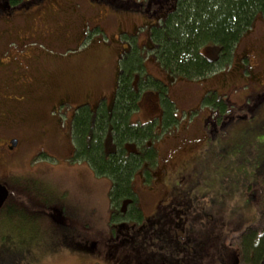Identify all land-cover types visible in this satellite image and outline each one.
<instances>
[{
  "label": "rangeland",
  "instance_id": "obj_1",
  "mask_svg": "<svg viewBox=\"0 0 264 264\" xmlns=\"http://www.w3.org/2000/svg\"><path fill=\"white\" fill-rule=\"evenodd\" d=\"M61 1L65 5L70 0ZM84 1L89 6L97 4L96 0ZM138 1L126 3L134 7ZM35 4L12 9L13 14L30 15L29 24L22 26L23 18L13 16L15 27H22L23 34L26 26L33 32L36 18L50 11L41 4L36 7L40 12L30 14ZM8 17L0 20H12ZM122 17L109 19L106 25L100 23L101 37L97 29L86 28L81 42L73 45L62 40L71 20L62 12L52 15V26L45 20L39 25L44 39L54 37L55 41L41 42L34 35L24 37L13 28H0V89L16 95V87H24L15 84L21 69L32 86L31 93L28 86L26 91H18L25 104L16 109L10 106L7 117L11 123L0 128L1 138L20 141V154L2 166L0 182L8 185L12 176L42 180L47 185L44 192L52 191L54 200L49 213L41 218L15 215L9 220L0 213V264H220L222 257L226 264L232 262L234 252L239 264H253L245 258L239 237L247 226L259 224L254 199L264 201V98L248 117L211 130L206 126L209 111L202 97L217 86L218 95L241 106L249 99L248 79L255 73L264 83L259 70L244 72L242 78L233 77L231 68L223 72V80L215 72L204 79L177 77L169 82L164 69L153 65L146 53L147 72L168 84L179 121L191 124V129L184 133L179 148L159 155L161 165L153 181L134 179L144 212L141 223L111 222L110 179L95 175L86 160L73 158L70 122L74 109L84 103L95 108L103 97L109 103L115 95L119 56L126 39L133 35L129 31L116 35ZM141 17L139 13L125 16L127 25ZM256 22L234 49L233 63L237 62V50H244L247 56L238 64L240 71L249 65L255 68L264 55L258 52L248 57L245 47L239 48L246 43L264 52V22ZM136 34L141 42L145 40L146 33ZM50 82L75 86V96L53 106L51 94L45 97L52 91ZM152 110V103L143 102L132 121H150L156 116ZM177 131L173 138L179 134V144L183 130Z\"/></svg>",
  "mask_w": 264,
  "mask_h": 264
},
{
  "label": "trees",
  "instance_id": "obj_2",
  "mask_svg": "<svg viewBox=\"0 0 264 264\" xmlns=\"http://www.w3.org/2000/svg\"><path fill=\"white\" fill-rule=\"evenodd\" d=\"M104 2L119 16L126 12L143 15L145 20L139 18L135 23L148 27L143 36L149 38L150 45L145 51L137 44L136 36L130 35L129 46L119 56L111 104L103 98L95 108L84 103L74 109L70 122L73 158L86 160L95 175L110 179L111 222L141 223L144 212L134 179L153 181L152 170L160 158L156 143L179 121L176 104L168 96V84L145 69L146 53L152 54V64L161 66L170 82L177 77L204 79L215 71L231 68L229 72L234 77L239 68L233 63L236 43L252 29L256 19L264 22V0H140L134 7L126 0ZM123 17L116 26L126 29L129 19ZM98 26L101 29L100 23ZM117 34L124 35L119 27ZM245 46L246 43L239 48ZM145 93L157 102L160 116L156 120L133 122V113L139 110ZM260 97L236 107L227 97L207 92L202 102L210 110L206 126L211 130L223 129L233 120L248 117ZM13 177L8 184L9 197L0 213L9 220L15 215L41 218L48 214L54 200L52 191L49 194L43 190L47 185L42 180ZM253 202L258 207L259 224L247 226L239 238L245 258L253 264H264V201L256 197ZM234 253L232 262L226 264H239ZM228 256L231 258V254ZM223 260L224 257L220 264Z\"/></svg>",
  "mask_w": 264,
  "mask_h": 264
},
{
  "label": "flooded vegetation",
  "instance_id": "obj_3",
  "mask_svg": "<svg viewBox=\"0 0 264 264\" xmlns=\"http://www.w3.org/2000/svg\"><path fill=\"white\" fill-rule=\"evenodd\" d=\"M55 1L58 3L55 4ZM96 1H97V4H95V5L91 4L89 6L84 0H79V1L78 0H70L69 3L65 4V5L62 3L61 0H21L20 3H14V2H16L15 0H0V17L2 16L4 18V16L6 15V16H9L8 17L9 19L12 18V20H6L7 22H5L4 21L5 19L3 20V18H2L0 20V21H2V22H0V28L4 29V26H5V29H7L8 31H9V28H11V29L13 28V31H18V32H21L23 34V32L21 31L22 27H20V28L15 27L17 24L16 16H20L21 18H23V21L21 22V26H22V24H25V25L29 24V22H30L29 16L30 15H28L26 13H21V11L14 12V14H13L12 9H14L15 7H20V8L24 7L25 5H28L29 3L30 4L36 3L37 5L35 4L36 6L32 8L34 11L30 12V14H32V13H35L36 11L40 12V10H36V7H39L41 4H43L46 6L43 8L46 10H47V8H49L50 11H47L45 17H37L36 18L37 19L36 26H35V30H33V32H32V30H30L28 28V26H26V29L24 30L25 34H23L24 37H26V35H34L33 37L36 38L37 40L39 39V41H41V42L55 41L56 39L54 37H48V39H44V37L41 34L42 30L39 29V25H40V23H42L43 20H45L48 27L52 26V24L54 23V19H52V15L58 14V12H62L71 18V20L69 19V21H68L69 24H68V28H67L68 30L66 31V35L64 37H62V40H66L67 44H70V43H71V45L78 44L79 42H81L80 39L85 36L83 31L86 30V28H89L91 30L97 29L98 36L101 37V35L103 34V31L99 28L98 24L103 23L104 25H106V24H108L107 22L109 19L113 20L118 16L116 13L110 11V8L105 6L104 0H96ZM73 3H75V4H73ZM51 5L53 7H50ZM14 15H16V16L13 17ZM129 15L130 14L127 12L123 14V16H129ZM102 17H105V19L102 20V22H98L102 19ZM140 20H145L144 16L141 17ZM133 25L132 26L134 28H132L131 25L126 26L127 27L126 29H123L122 27H120L119 28L120 33L125 35V34H127L126 32L129 31V32H131V34L136 36L137 35L136 33H146L147 34L149 31L147 26H138L136 23ZM37 34H39L41 37H38V36L36 37ZM135 39L137 40V44H139L141 46V48L149 47V45H150V41H149L148 37H145V40L142 42L140 41V37H138V36ZM127 41L128 40H126L124 43V47L122 48L123 50L127 49V47L129 46V42H127ZM262 46L264 48V43L262 44ZM145 49H146L145 51H147V48H145ZM245 50H247V52L250 54V55H248V57H250L253 54L254 55L257 54L258 52H260L261 54H264V52L261 48H259V50H256V47H254L251 44L246 45ZM245 55L246 54H245L244 50H242V51L237 50L236 51V60H237L236 63L239 64V63H241L242 60L247 59V56H245ZM148 59L154 60V58L152 57V54H150L149 52H148ZM253 59H255V58H253ZM258 63L259 62H257V66L255 68L254 67L251 68V65L245 67V69H243L241 71H240V69L238 70V68H236L235 69L236 76L242 78V77H244L243 76L244 72L246 74L247 73H254V70L256 69L257 71L258 70L260 71L261 76H263V78H264V55H262V58L260 57V63L259 64ZM23 71H24V69L19 70V74H18L19 76L17 77L18 78L17 82L20 79V80H22V83L15 82V84H16V86H18V84H22V86H24V87H18V88L16 87L17 94H18V91H22V90L26 91V86H28V92L31 93V91H32L31 82H28V79H30V78L24 79L25 77L23 75ZM1 73H2V68H0V75H1ZM217 73L219 76L221 75V77H223V74H225L222 72V70L217 71ZM217 73H215V74H217ZM256 77H258V76L254 73V75L252 77H250V79H248L247 84L245 85V87H247V89L249 88V90H250V92L248 93L249 95L246 98L254 99V98H259L261 96L260 100H262L264 98V86H263L264 83L262 82V78L259 77L256 79ZM160 79L162 80V78H160ZM160 79H158V80H160ZM173 79L175 80V78H173ZM223 79H224V77L221 78V80H223ZM167 80L170 82L168 75H167ZM162 81H164V80H162ZM23 82H25V83H23ZM50 85H51L50 89L52 91H50V92L47 91L45 94V97H46V95L48 96L51 94V102L53 101V104H52L53 106L58 105V104H62L66 101H69L71 96H73V97L75 96L74 95L75 90L73 89V87H75V86L71 87V86H68L66 84H61V86H60L59 84H56V83L52 84V82H50ZM61 89H63V90H61ZM216 90H218L217 86H215L214 90H209V91L217 92ZM57 91H60V92L57 94ZM209 91H207V92H209ZM1 93L6 94V97H2ZM17 94L16 95L12 94V92H10L9 90L5 91L3 89H0V128L2 126L4 127L5 122H7L8 124L11 123V121L7 117L8 114H10V110H11L10 106L15 107L14 109H16L18 107V105L25 104V103H22L20 97H18ZM149 96H150L149 102L153 103V108H155V111H157L156 107L158 106V104L153 99V96H151V94L145 93V95L142 96L140 100H145ZM168 96L171 100L173 99L169 92H168ZM103 98H105V97H103ZM203 98L204 97H202V102H203ZM152 99L154 101H152ZM9 101L11 103H9ZM109 103L111 104V102H109ZM256 105H257V103L254 105V107ZM152 111H154V110H152ZM208 111L210 113L209 108H208ZM156 113L152 114V115L155 114L156 116L151 117V119L156 120L160 116V110H159V112H156ZM209 117H210V115H208L207 118H209ZM158 127L159 126H157V128ZM3 130H6V129H3ZM0 133H2L1 130H0ZM14 139L17 141L16 145L13 144ZM19 146H20V141L18 138L8 136V139L5 140L3 137L1 138V135H0V169L5 164L10 163L11 161H14L15 159L18 158V155L20 154ZM160 165H161V161L159 162V160H158V163L153 167L152 177H153V174L154 175L156 174L155 173L156 169H158V167ZM140 180H142V179H140Z\"/></svg>",
  "mask_w": 264,
  "mask_h": 264
},
{
  "label": "crops",
  "instance_id": "obj_4",
  "mask_svg": "<svg viewBox=\"0 0 264 264\" xmlns=\"http://www.w3.org/2000/svg\"><path fill=\"white\" fill-rule=\"evenodd\" d=\"M75 4V3H73ZM116 12V11H115ZM117 35V33H116ZM119 35V34H118ZM93 37H97V36H93ZM110 100V99H109ZM153 105V104H152ZM157 111H155V108H153L154 111H152L153 113H156V112H159L160 108L159 106L156 107ZM157 114V113H156ZM191 124H188V123H181L180 121L178 122V124L176 126L173 127L172 129V132L171 133H164L162 134V137L161 139L158 141V143H156V146H158V149H159V155L161 153H163L164 151H170L171 149H173L175 146L177 148L180 147V144L182 142V137L184 136V133L187 132V131H190L191 129ZM177 131V134L179 133V131L183 130L181 132V135H180V142L178 144V141H177V137L179 136V134L173 138V135L175 134V131ZM173 131H174V134H173ZM165 138V140H164ZM167 138V139H166ZM173 139V140H172Z\"/></svg>",
  "mask_w": 264,
  "mask_h": 264
},
{
  "label": "water",
  "instance_id": "obj_5",
  "mask_svg": "<svg viewBox=\"0 0 264 264\" xmlns=\"http://www.w3.org/2000/svg\"><path fill=\"white\" fill-rule=\"evenodd\" d=\"M13 144L14 145L17 144V141L15 139L13 140ZM8 193L9 191L6 185H3L2 183H0V209H1V206L4 204V202L7 200Z\"/></svg>",
  "mask_w": 264,
  "mask_h": 264
}]
</instances>
